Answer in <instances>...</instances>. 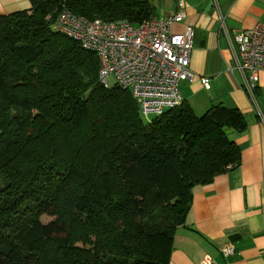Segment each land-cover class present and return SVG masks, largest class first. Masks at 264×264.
Wrapping results in <instances>:
<instances>
[{"label":"trees","instance_id":"trees-1","mask_svg":"<svg viewBox=\"0 0 264 264\" xmlns=\"http://www.w3.org/2000/svg\"><path fill=\"white\" fill-rule=\"evenodd\" d=\"M29 1L0 14V264H168L194 187L239 165L244 115L184 102L148 121L53 27L63 10L136 25L158 0Z\"/></svg>","mask_w":264,"mask_h":264},{"label":"crops","instance_id":"crops-1","mask_svg":"<svg viewBox=\"0 0 264 264\" xmlns=\"http://www.w3.org/2000/svg\"><path fill=\"white\" fill-rule=\"evenodd\" d=\"M182 1L186 17L172 31L193 29L189 70L195 76L180 83L183 103L197 115L216 104L237 109L247 126L241 133L227 132L239 149V165L194 187L186 224L176 230L168 264H199L206 255L218 264H264V71L258 73L252 102L222 29L233 34L264 24V0H218V7L214 0ZM158 4L154 13L162 18L176 9V0ZM30 7L29 0H0L1 15ZM203 77L210 80L208 88L199 80ZM227 243L236 248L230 258L219 252Z\"/></svg>","mask_w":264,"mask_h":264},{"label":"built area","instance_id":"built-area-1","mask_svg":"<svg viewBox=\"0 0 264 264\" xmlns=\"http://www.w3.org/2000/svg\"><path fill=\"white\" fill-rule=\"evenodd\" d=\"M217 1L214 3L218 7ZM185 17L184 2L178 0L170 16L162 18L153 13L136 25L125 21H89L63 10L53 27L82 48L94 51L100 59V82L108 86L109 78H113L115 83L129 89L142 117L151 121L181 106L180 83L192 82L195 78L189 70L193 29L186 27L182 33L172 31L173 25L183 22ZM222 29L242 86L255 102L258 73L264 71V24L233 34L224 26ZM199 80L209 87L208 78ZM219 252L222 257L230 258L235 255L236 248L233 243H227L220 246ZM199 264L218 263L206 255Z\"/></svg>","mask_w":264,"mask_h":264},{"label":"rangeland","instance_id":"rangeland-1","mask_svg":"<svg viewBox=\"0 0 264 264\" xmlns=\"http://www.w3.org/2000/svg\"><path fill=\"white\" fill-rule=\"evenodd\" d=\"M155 5V8L157 9V7H159L160 5L158 4V1H154L153 2V6ZM181 23V22H180ZM177 24V23H176ZM108 82H109V86H110V88H112V87H114V84H115V81H114V79L113 78H109V80H108ZM143 119V118H142ZM144 120V119H143ZM145 121V120H144ZM146 122V121H145ZM51 220V218H49V217H41V221L44 223V222H48V221H50Z\"/></svg>","mask_w":264,"mask_h":264},{"label":"bare ground","instance_id":"bare-ground-1","mask_svg":"<svg viewBox=\"0 0 264 264\" xmlns=\"http://www.w3.org/2000/svg\"><path fill=\"white\" fill-rule=\"evenodd\" d=\"M99 58V57H98ZM99 61H100V59H99Z\"/></svg>","mask_w":264,"mask_h":264}]
</instances>
